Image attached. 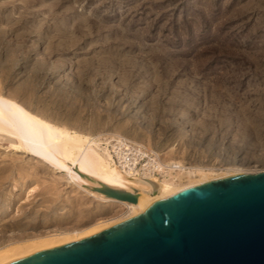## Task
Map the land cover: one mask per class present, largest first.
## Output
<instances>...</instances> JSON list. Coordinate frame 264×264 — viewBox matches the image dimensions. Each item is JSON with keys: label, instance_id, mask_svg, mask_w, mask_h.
Instances as JSON below:
<instances>
[{"label": "rangeland", "instance_id": "obj_1", "mask_svg": "<svg viewBox=\"0 0 264 264\" xmlns=\"http://www.w3.org/2000/svg\"><path fill=\"white\" fill-rule=\"evenodd\" d=\"M0 98L97 145L124 137L165 164L263 172L264 0H0ZM11 144L0 132V248L126 214L90 196L78 167Z\"/></svg>", "mask_w": 264, "mask_h": 264}, {"label": "water", "instance_id": "obj_2", "mask_svg": "<svg viewBox=\"0 0 264 264\" xmlns=\"http://www.w3.org/2000/svg\"><path fill=\"white\" fill-rule=\"evenodd\" d=\"M94 190L137 202L113 187ZM10 264H264V171L193 187L101 232Z\"/></svg>", "mask_w": 264, "mask_h": 264}, {"label": "bare ground", "instance_id": "obj_3", "mask_svg": "<svg viewBox=\"0 0 264 264\" xmlns=\"http://www.w3.org/2000/svg\"><path fill=\"white\" fill-rule=\"evenodd\" d=\"M0 108L5 113V116L0 115V120L9 126V130L6 132L0 130V132L15 143L9 145L10 149L24 150L28 155H33L52 167H57L61 161L68 162L78 167L79 171L83 172L95 187L109 186L126 190L137 196V202L130 203L107 197L97 191H88L90 196L99 200L125 206L126 214L111 222H98L80 232L56 233L1 247L0 264H10L30 255L101 232L146 212L153 205L178 193L228 177L226 174L215 176L209 169L186 167L176 161L165 164L156 157L154 169L159 172L160 176L153 174L149 169L143 174L136 175L132 169L123 171L120 167L113 165L108 152L98 147L97 136L88 137L60 131L34 118L20 106L1 98ZM90 150L93 154L87 158L86 155ZM63 168L70 171L68 166H63Z\"/></svg>", "mask_w": 264, "mask_h": 264}, {"label": "built area", "instance_id": "obj_4", "mask_svg": "<svg viewBox=\"0 0 264 264\" xmlns=\"http://www.w3.org/2000/svg\"><path fill=\"white\" fill-rule=\"evenodd\" d=\"M99 143L100 148L109 152L111 163L123 171L132 169L136 175H140L149 169L153 174L159 175L154 169L155 156L144 146L115 136H102Z\"/></svg>", "mask_w": 264, "mask_h": 264}]
</instances>
